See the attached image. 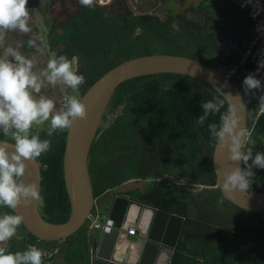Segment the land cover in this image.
I'll list each match as a JSON object with an SVG mask.
<instances>
[{
  "label": "trees",
  "instance_id": "1",
  "mask_svg": "<svg viewBox=\"0 0 264 264\" xmlns=\"http://www.w3.org/2000/svg\"><path fill=\"white\" fill-rule=\"evenodd\" d=\"M221 1L202 0L199 5L189 6L187 13L165 10L162 15L135 14L126 0H111L109 4L96 0L91 7L79 3L65 17L53 18L48 38L58 59L61 55L70 61L76 58L77 74H83L86 80L76 89L78 96L110 68L134 56L179 54L224 68L239 62L250 39L251 25L232 2L242 25L241 36L219 23L216 5ZM249 75L254 78V70L246 60L233 78L247 105L249 133L243 154L249 150L252 153L247 162L242 159L241 171L253 173L247 177V191L261 192L264 168L254 165L253 160L258 153L264 155V106L257 88L244 84ZM209 101L217 104L219 111H209L201 124L203 104ZM227 109L220 93L194 77L171 72L133 77L116 87L91 144L88 167L95 199L119 191L120 195L184 217L170 264H264V212L239 208L214 187L212 154L217 137L209 126L215 125L218 131ZM49 131L51 127L28 136L50 141V150L37 158L41 170L39 211L45 220L62 223L70 214L63 177L67 131L55 130L51 136ZM0 139L15 142L2 128ZM182 179H190L204 189L199 194L188 192L180 184ZM131 180L142 181V186L122 192L119 187ZM213 208L231 220L214 219ZM103 209L98 203L92 214ZM0 212L3 216L16 215L5 205H0ZM239 221L259 224L258 230L252 231L255 236L251 242H245L243 259L233 251L237 231L244 229ZM90 224L87 220L65 238L43 240L21 223L3 247L6 254L36 247L43 253L42 264H115L95 257L102 231Z\"/></svg>",
  "mask_w": 264,
  "mask_h": 264
},
{
  "label": "water",
  "instance_id": "2",
  "mask_svg": "<svg viewBox=\"0 0 264 264\" xmlns=\"http://www.w3.org/2000/svg\"><path fill=\"white\" fill-rule=\"evenodd\" d=\"M171 72L194 77L222 95L229 108L239 117L238 131H242L243 154L247 140V105L236 83L226 79L217 66L206 64L195 58L167 53H151L125 59L97 78L78 99L87 107V118L73 121L67 131L63 152V177L70 202V214L62 223L45 220L39 211V199L21 197V203L14 213L23 217L22 224L31 234L43 240L65 238L77 231L87 220L92 219L95 203L88 167V154L98 128L103 124L111 97L122 81L146 74ZM110 117V114H107ZM231 140L223 143L216 138L212 154L215 173V188L235 206L251 212H264V191L248 192L234 189L225 194L223 183L225 172L241 169V160L229 157ZM9 155L15 151V142L0 139ZM25 173L18 182L25 187L35 185L40 195L41 170L36 159L24 161ZM107 203L109 219L113 221L110 230H104L99 237L95 257L115 264H170L174 249L184 223V217L173 212L143 204L127 196L110 193ZM27 200L29 203H25ZM135 230L132 235L129 228ZM8 242V241H5ZM0 244L3 246L5 244Z\"/></svg>",
  "mask_w": 264,
  "mask_h": 264
},
{
  "label": "clouds",
  "instance_id": "3",
  "mask_svg": "<svg viewBox=\"0 0 264 264\" xmlns=\"http://www.w3.org/2000/svg\"><path fill=\"white\" fill-rule=\"evenodd\" d=\"M96 0H79L83 6L91 7ZM28 0H0V42L4 39L5 30L19 29L22 33H28L31 29L28 25L29 11L27 8ZM5 56L14 58L15 63L0 57V128L5 135L10 129H15L13 139L15 141V151L9 155L5 146H0V205H5L10 209L15 208L21 203V197H33L41 199L36 190V186L25 187L18 182L25 173V160L35 161L42 153L50 150V141H40L39 137L28 136L29 129L34 123L43 124L49 120L54 108L51 99L41 97L39 100L33 98L30 90L40 92L41 82L36 74L32 72L33 63L26 59L11 47L5 49ZM74 61L68 60L65 56L50 59L47 68L49 74L47 81L55 85L57 80L62 79L72 89H77L86 82L83 74H77L73 68ZM259 81L251 75L245 78L244 84L248 88H257ZM68 101L67 110L51 115V129L48 135H53L55 130L70 131L73 121L76 118L84 120L87 118V107L76 97H66ZM205 116L200 117L202 124L209 111H219V106L211 101L203 104ZM239 117L235 110L229 108V112L221 117L222 126L217 131L215 125L209 127L214 135L223 143L231 140L230 159L233 161L241 160L247 162L251 158V150L246 155L240 152L242 147V131H238ZM253 164L264 168V155L257 154ZM225 181L222 185L225 194L231 193L234 189L247 190L249 180L252 176L250 171H241L236 168L231 172H225ZM120 195L119 191H113ZM126 196V195H125ZM26 204L29 201H24ZM222 203V201H220ZM103 211L109 215L106 208ZM93 215V214H91ZM109 217V216H108ZM91 220V219H89ZM23 217L19 214L5 215L0 218V244L10 240L16 233L17 227L21 225ZM113 222V221H112ZM113 227V226H112ZM130 234L135 230L128 229ZM42 251L36 247H31L24 253H7L3 246H0V264H42Z\"/></svg>",
  "mask_w": 264,
  "mask_h": 264
},
{
  "label": "rangeland",
  "instance_id": "4",
  "mask_svg": "<svg viewBox=\"0 0 264 264\" xmlns=\"http://www.w3.org/2000/svg\"><path fill=\"white\" fill-rule=\"evenodd\" d=\"M200 1L202 0H126V3L129 5L130 10L135 14L148 12L162 15L165 10H169L172 13H187L189 11V6L199 5ZM209 1L213 2V0ZM221 2V4L216 5L220 12L218 18L219 23L224 24L232 31V33H234L237 37H240L242 25L239 24L240 21L237 12L235 11V6L232 5L230 0H222ZM78 6H80L79 0H65L64 2L60 0H55V2L54 0H28V25L31 30L28 33H22L19 29L4 31V39L0 42V57L15 63L13 57L5 56V49L11 47L20 55H24L26 59L31 60L33 63L32 72L38 76L39 81L41 82L40 92L37 93L30 90L31 95L37 100L43 97L45 99H51L54 102V108L50 114L49 120L45 121L43 124L34 123L29 129L28 134L51 127V115H56L67 110V107L62 104L63 98L66 99V97H76L78 99L79 97L76 89L70 88L63 82L62 79L57 80L56 84L52 85L47 81L46 75L49 74V70L47 68L49 60L56 59L59 62L56 50L52 47L51 41L48 38L50 23L54 17L55 19L63 18L65 17L66 12L74 11L78 8ZM220 46L227 51V48L223 46V43H221ZM76 66L77 61L75 58L73 68L76 69ZM218 67L221 68L220 66ZM15 131L16 130L14 128L10 129L7 137L14 140L13 133H15ZM172 182L175 184L178 183L177 181ZM142 183V181L131 180L119 187V189L124 192L135 186H142ZM180 184L183 189L195 194H199L204 189L203 185L194 184L190 179H182ZM102 207L103 206L101 205V209ZM211 212L215 216L214 219L216 220L221 219L226 222L227 220H231V217H229L226 213L220 214L215 208H213ZM1 216L2 215L0 213V218ZM100 219H104V217L101 216ZM239 222L242 224L244 229L242 228L241 231H237V243L234 245L233 251L235 256L239 259H243L247 249L246 243L251 242L253 236H255L252 231L255 229L258 230L259 224H246L245 221ZM214 223L217 225V222ZM218 224L223 225L220 223ZM232 226L235 228L234 225Z\"/></svg>",
  "mask_w": 264,
  "mask_h": 264
},
{
  "label": "built area",
  "instance_id": "5",
  "mask_svg": "<svg viewBox=\"0 0 264 264\" xmlns=\"http://www.w3.org/2000/svg\"><path fill=\"white\" fill-rule=\"evenodd\" d=\"M111 0H97L99 4H109ZM248 18L251 25V35L247 47L241 55L239 62L221 68L222 75L233 82L241 65L248 60L253 65L254 78L260 83L257 92L264 106V0H230ZM63 105L67 106L66 100ZM103 216L104 219H100ZM91 227L101 231L110 230L113 222L105 211H97L92 215Z\"/></svg>",
  "mask_w": 264,
  "mask_h": 264
},
{
  "label": "flooded vegetation",
  "instance_id": "6",
  "mask_svg": "<svg viewBox=\"0 0 264 264\" xmlns=\"http://www.w3.org/2000/svg\"><path fill=\"white\" fill-rule=\"evenodd\" d=\"M120 194V193H119ZM121 196H125V195H121ZM128 197V196H127ZM110 194L109 193H107L102 199H95V203H94V206H96L98 203H100L102 206H103V208H106L107 207V203H108V201L110 200ZM1 213V212H0ZM1 215H2V213H1ZM2 217H3V215H2Z\"/></svg>",
  "mask_w": 264,
  "mask_h": 264
},
{
  "label": "crops",
  "instance_id": "7",
  "mask_svg": "<svg viewBox=\"0 0 264 264\" xmlns=\"http://www.w3.org/2000/svg\"><path fill=\"white\" fill-rule=\"evenodd\" d=\"M135 234V233H134ZM134 234H132V235H134Z\"/></svg>",
  "mask_w": 264,
  "mask_h": 264
}]
</instances>
